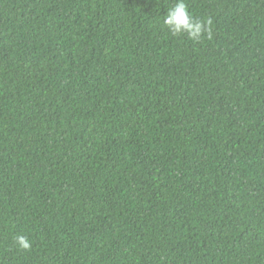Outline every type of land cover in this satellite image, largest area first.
Listing matches in <instances>:
<instances>
[{
    "label": "trees",
    "instance_id": "1",
    "mask_svg": "<svg viewBox=\"0 0 264 264\" xmlns=\"http://www.w3.org/2000/svg\"><path fill=\"white\" fill-rule=\"evenodd\" d=\"M186 2L0 0V264H264V0Z\"/></svg>",
    "mask_w": 264,
    "mask_h": 264
},
{
    "label": "clouds",
    "instance_id": "2",
    "mask_svg": "<svg viewBox=\"0 0 264 264\" xmlns=\"http://www.w3.org/2000/svg\"><path fill=\"white\" fill-rule=\"evenodd\" d=\"M163 24L172 36L186 34L192 42H199L206 35L212 38L211 18H197L191 12L186 0H174L171 7L167 8ZM14 241L18 248L30 250L32 242L25 235H17Z\"/></svg>",
    "mask_w": 264,
    "mask_h": 264
}]
</instances>
